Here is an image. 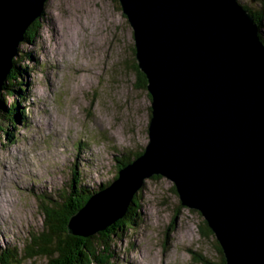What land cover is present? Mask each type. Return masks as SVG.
Masks as SVG:
<instances>
[{
  "label": "water",
  "instance_id": "1",
  "mask_svg": "<svg viewBox=\"0 0 264 264\" xmlns=\"http://www.w3.org/2000/svg\"><path fill=\"white\" fill-rule=\"evenodd\" d=\"M46 0H0V90ZM150 95L148 142L73 213L89 237L122 218L144 179L173 182L224 264H264V40L237 0H118Z\"/></svg>",
  "mask_w": 264,
  "mask_h": 264
},
{
  "label": "rangeland",
  "instance_id": "2",
  "mask_svg": "<svg viewBox=\"0 0 264 264\" xmlns=\"http://www.w3.org/2000/svg\"><path fill=\"white\" fill-rule=\"evenodd\" d=\"M237 1L263 12L264 39V0ZM41 13L40 28L13 57L24 55L18 63L27 66L24 80L16 79L25 118L7 127L9 135L0 132V251L41 233L39 192L54 196L76 155L99 184L115 175V156L148 142L150 99L137 87L132 28L119 3L46 0ZM172 187L164 176L144 179L138 226L115 244L113 264H202L193 252L217 264L216 239L198 231L202 215L182 206Z\"/></svg>",
  "mask_w": 264,
  "mask_h": 264
},
{
  "label": "trees",
  "instance_id": "3",
  "mask_svg": "<svg viewBox=\"0 0 264 264\" xmlns=\"http://www.w3.org/2000/svg\"><path fill=\"white\" fill-rule=\"evenodd\" d=\"M115 1L118 2V0ZM242 7L253 16L254 22L260 31L262 29L261 20L263 12L261 10L254 12L244 5ZM40 20L41 18L38 17L30 23L24 33V42L29 41L31 31L36 32L40 28L41 24H38ZM133 52L135 54L134 48ZM23 56L20 55L18 59H12L13 67L10 69L0 90V119L6 123V126L3 127L0 122V132L5 133V135H9L7 127H12L17 122L21 123L25 118V108H22L20 103V99H24L22 97L24 88L21 87L22 85L19 83V80H24L23 76L27 73V66L18 63L19 59ZM25 56L31 58L29 53H26ZM133 69L137 75V87L146 90V94L150 99V95L146 89L145 75L138 69L136 60L134 61ZM17 78L19 80L16 81ZM7 96H11L13 98L12 101L7 103L5 101V97ZM148 117H150V105L148 106ZM143 150L144 148L134 154L121 153L115 156L116 173L111 179L117 176L121 165L133 160ZM76 158L77 155L74 157L72 165L68 168L67 179L64 180V184L61 187L54 190V196L50 195L51 192H39L42 197H45V203L40 202V208L44 215L41 233L32 236L29 242L24 241L21 247L15 245L1 250L0 264H8V261L21 264L22 260L25 261V264H113L115 244L125 238L128 230H134L138 226L136 208L139 209L141 206V198L138 197L140 188L134 193L124 216L116 220L105 230L89 237L69 234L66 229L69 217L80 209L90 196L107 187L111 181L108 180L104 183L95 184L92 179L86 176L87 173L80 168L81 160L75 161ZM153 177L159 178L160 176L154 175ZM172 189L175 190L174 185ZM38 196L40 197V195ZM39 199L41 200V198ZM198 231L203 236L213 235L204 219L202 223L198 224ZM215 248L220 257L217 264H224V257L217 241H215ZM193 253L194 259L197 262L215 264L203 255L196 252Z\"/></svg>",
  "mask_w": 264,
  "mask_h": 264
},
{
  "label": "bare ground",
  "instance_id": "4",
  "mask_svg": "<svg viewBox=\"0 0 264 264\" xmlns=\"http://www.w3.org/2000/svg\"><path fill=\"white\" fill-rule=\"evenodd\" d=\"M23 42H24V41H23ZM5 214H6V212H4V211L0 212V217H1V219L4 217Z\"/></svg>",
  "mask_w": 264,
  "mask_h": 264
}]
</instances>
